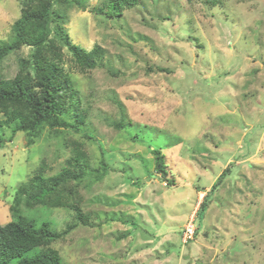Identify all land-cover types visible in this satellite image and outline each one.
I'll return each mask as SVG.
<instances>
[{
  "label": "rangeland",
  "instance_id": "rangeland-1",
  "mask_svg": "<svg viewBox=\"0 0 264 264\" xmlns=\"http://www.w3.org/2000/svg\"><path fill=\"white\" fill-rule=\"evenodd\" d=\"M103 1L64 10L65 38L106 49L104 66L81 72L64 45V69L87 112L82 122L67 117L80 132L46 128L29 145L22 131L9 139L16 122L0 124V224L12 220L16 190L40 161L47 175L61 171L73 157L65 140L79 139L92 167L101 150L108 162L101 180L88 176L80 186L89 225L71 208L23 206L57 230L77 223L54 244L62 264H264V0H140L119 18L92 9ZM22 3L0 0V43L10 40ZM32 50L2 59L0 74L13 77ZM158 147L177 185L155 171ZM192 218L198 233L185 243Z\"/></svg>",
  "mask_w": 264,
  "mask_h": 264
},
{
  "label": "trees",
  "instance_id": "trees-1",
  "mask_svg": "<svg viewBox=\"0 0 264 264\" xmlns=\"http://www.w3.org/2000/svg\"><path fill=\"white\" fill-rule=\"evenodd\" d=\"M139 2L104 0L92 9L107 18H119L126 9ZM73 7L86 10L87 0H58L57 5H54L53 0H23L20 17L12 26L10 40L0 43V61L24 45L33 48L29 57L21 58L13 77L6 78L0 74V113L5 116L0 124L7 126L16 122L10 140L22 131L26 134L27 143L31 145L46 128L53 132L72 129L79 133L81 130L78 122L67 118L72 116L82 122L87 112L81 109L77 86L64 69V45L72 52L71 59L81 72L104 66L106 49L95 45L87 50L71 42L70 38H65L64 10ZM111 73L114 75L119 71L112 69ZM119 106L122 107L120 103ZM125 116L123 112L121 118L113 123L117 129L125 125ZM85 137L89 139L91 135L85 134ZM4 141L5 138L0 134V142ZM65 142L71 144L73 157L67 160L61 171L47 175L48 164L42 159L29 178L18 186L9 206L12 220L0 224V264H62L60 252L54 244L64 240L77 223L69 224L64 230H57L48 220L38 221L24 214L23 206L30 209L71 208L79 223L89 225V219L80 207V186L88 176L101 180L107 174L108 162L104 150H101L99 166L92 167L90 155L84 149V141L68 138ZM152 153L155 171L169 184L177 185L168 176L163 149L155 148ZM231 167L232 163L223 170L204 197L197 211L200 219L208 208V195L218 187ZM197 233L196 229L195 235ZM37 247L40 249L36 254L25 255Z\"/></svg>",
  "mask_w": 264,
  "mask_h": 264
},
{
  "label": "built area",
  "instance_id": "built-area-1",
  "mask_svg": "<svg viewBox=\"0 0 264 264\" xmlns=\"http://www.w3.org/2000/svg\"><path fill=\"white\" fill-rule=\"evenodd\" d=\"M196 232V226L194 224V219L192 218L184 228L183 231V240L184 242H188L189 240L193 239Z\"/></svg>",
  "mask_w": 264,
  "mask_h": 264
},
{
  "label": "clouds",
  "instance_id": "clouds-1",
  "mask_svg": "<svg viewBox=\"0 0 264 264\" xmlns=\"http://www.w3.org/2000/svg\"><path fill=\"white\" fill-rule=\"evenodd\" d=\"M196 229H197V227H196ZM194 237H195V236H194ZM191 240H192V239H191ZM189 241H190V240H189ZM189 241H188V242H189ZM188 242H185V243H188Z\"/></svg>",
  "mask_w": 264,
  "mask_h": 264
}]
</instances>
